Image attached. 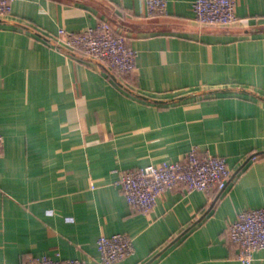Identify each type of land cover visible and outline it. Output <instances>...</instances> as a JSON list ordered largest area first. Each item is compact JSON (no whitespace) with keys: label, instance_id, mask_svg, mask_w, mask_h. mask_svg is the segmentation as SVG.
Returning <instances> with one entry per match:
<instances>
[{"label":"crops","instance_id":"0c3cea01","mask_svg":"<svg viewBox=\"0 0 264 264\" xmlns=\"http://www.w3.org/2000/svg\"><path fill=\"white\" fill-rule=\"evenodd\" d=\"M167 1L148 17L144 0H14L0 20V264L94 261L98 237L118 233L134 252L117 264H243L226 229L264 206V0H236L227 26ZM102 21L137 52L128 77L56 41ZM191 146L226 159V189L179 185L132 211L118 171L183 161Z\"/></svg>","mask_w":264,"mask_h":264},{"label":"built area","instance_id":"2783aa9c","mask_svg":"<svg viewBox=\"0 0 264 264\" xmlns=\"http://www.w3.org/2000/svg\"><path fill=\"white\" fill-rule=\"evenodd\" d=\"M13 1L0 0V20L11 14ZM167 2L144 0V14L148 17L167 15ZM235 6L236 0H194L191 9L193 19L200 25L227 26L237 20ZM55 38L67 53L76 54L86 64L105 68L114 77L123 79L135 69L137 52L127 44L123 32L108 21L80 32L58 29ZM2 150L3 137L0 134V154ZM256 159L255 155L251 157V160ZM232 175L224 157L200 154L196 146H191L183 161L163 160L158 164L118 171L114 185L132 211L147 214L164 192L176 186L181 185L187 192H221ZM226 230L230 243L238 249V260L250 264L254 253L264 250V206L240 211ZM96 247L98 258L94 261L44 256L27 258L23 264H117L134 252L132 239L122 233L98 237Z\"/></svg>","mask_w":264,"mask_h":264}]
</instances>
